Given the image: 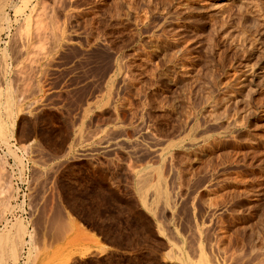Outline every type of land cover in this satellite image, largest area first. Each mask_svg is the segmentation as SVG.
<instances>
[{
  "label": "rangeland",
  "instance_id": "rangeland-1",
  "mask_svg": "<svg viewBox=\"0 0 264 264\" xmlns=\"http://www.w3.org/2000/svg\"><path fill=\"white\" fill-rule=\"evenodd\" d=\"M17 2L0 0V264H264V0ZM162 28L184 38L168 53L185 59L161 67L180 72L176 86L157 82L164 50L144 45ZM191 82L203 91L188 96L194 109L179 96ZM171 93L184 100L180 128L164 107ZM209 95L219 116L237 100L252 113L221 133ZM151 98L160 104L144 123ZM192 127L212 128L164 150ZM61 212L114 248L62 255L76 240L54 242Z\"/></svg>",
  "mask_w": 264,
  "mask_h": 264
},
{
  "label": "bare ground",
  "instance_id": "bare-ground-1",
  "mask_svg": "<svg viewBox=\"0 0 264 264\" xmlns=\"http://www.w3.org/2000/svg\"><path fill=\"white\" fill-rule=\"evenodd\" d=\"M26 0H21V2L20 3H15V5H16V7L18 8V9H20L21 7H22V4H24V3H26L25 2ZM15 7V8H16ZM119 7V6H118ZM258 9V8H257ZM22 10V9H21ZM127 12V11H126ZM247 12V11H246ZM250 13V12H249ZM247 14V13H246ZM256 17V16H255ZM258 19V18H257ZM5 20H7L8 22H9V17L8 16H5ZM249 23V22H248ZM257 24V23H256ZM1 27V26H0ZM3 27V26H2ZM140 27V26H139ZM152 27V26H151ZM151 27H150V23H144L143 25H142V27H140V29H139V31H143V32H150V30H151ZM0 29H2V30H5V28L3 27V28H0ZM166 28H162L161 30H162V33L161 34H157V35H154L153 33H152V35H151V39H153V40H151V41H145V43H144V45L146 44V46H148L147 44H152V43H155V46H156V51H158L157 49L159 48L160 50H164V52H163V56H164V58L157 64V68H158V70H159V68L160 69H162L161 67L164 65H167V66H169L168 65V62H170V65H171V63H172V66L174 67L175 65H177L178 63H177V61L178 60H182L183 59V57H185L184 56V53H183V48H182V50H176V52H174V50H175V48L172 50V48H171V50H172V52L173 53H168L169 51H168V49H169V47H171V46H177L178 44H179V42H183V40L182 39H184V38H181L180 39V37L179 36H177V33L175 34L174 32L173 33H171L172 31H173V29H171L172 31L170 32H168V30L166 31L165 30ZM2 32V31H1ZM138 32V31H137ZM143 32H142V34H143ZM152 32V31H151ZM176 32V31H175ZM169 33H170V35L172 36V35H176V39H170V37H169ZM228 33V32H227ZM139 34V36H141V34L140 33H138ZM264 34V33H263ZM174 37V36H173ZM177 37H179V38H177ZM172 38V37H171ZM180 40V41H179ZM2 41V38H0V42ZM242 41H244V40H242ZM261 41V40H260ZM259 41V43H262L263 41H261L260 42ZM153 45V44H152ZM246 46V45H245ZM154 48V47H153ZM165 49H167V50H165ZM184 49H187V47L186 48H184ZM251 50H253L252 48H251ZM255 50V49H254ZM165 51H167V52H165ZM185 51V50H184ZM246 51V50H245ZM249 51V50H248ZM160 52V51H159ZM171 52V51H170ZM187 52V51H186ZM247 52V51H246ZM155 53V52H154ZM167 53V54H166ZM156 54V53H155ZM158 54V53H157ZM162 54V53H161ZM183 54V55H182ZM260 54H261V56H260V59L262 58V56H263V58L261 59V60H263L264 59V52H263V54L260 52ZM162 56V57H163ZM183 56V57H182ZM185 59V58H184ZM183 59V60H184ZM242 59V58H241ZM260 60V61H261ZM177 63V64H174V63ZM181 62V61H180ZM185 62V61H184ZM181 64H182V62H181ZM248 64V63H247ZM258 65V66H257ZM160 66V67H159ZM257 67H259V61L258 62H256L255 61V63H253L251 66H249V70H254V72H255V70H256V68ZM164 68V67H163ZM175 68V67H174ZM154 72H155V70H154ZM156 72H157V70H156ZM158 72H160V74H158V75H165L166 77H167V79H166V81L167 80H169V79H171L172 77H175V80L173 79V82H170V84L171 85H178V84H180V82H181V80H180V78L181 77H179L178 76V72L179 71H177L176 69H173L172 67L170 68V67H166L164 70L162 69V72L161 71H158ZM257 72V71H256ZM152 73H153V71H152ZM152 73H150L151 75H152ZM182 73V72H181ZM155 75H156V73H154ZM179 74H180V72H179ZM158 75H157V78H158ZM258 75V74H257ZM153 76V75H152ZM159 76V78L157 79V82H161V78H162V76L160 77ZM206 76V75H205ZM263 77H264V75H262ZM154 77V76H153ZM165 78V77H164ZM154 79V78H153ZM263 79V78H262ZM155 80V79H154ZM194 80H196V79H194ZM264 80V79H263ZM172 81V80H171ZM157 82H156V84H157ZM165 82V81H164ZM164 82H162V83H164ZM169 82V81H168ZM195 82V81H194ZM193 82V83H194ZM200 82V81H199ZM153 83H154V81H153ZM192 83V82H191ZM191 83H189V86H186V88H183L182 90H181V88H182V86L180 87V91H182V93L181 94H179V96L180 95H182L183 94V96L184 95H187V101L189 102V101H191L192 100V98H191V100H188V96H190L191 97V95H193V93H194V91L195 92H198V96H201V97H203V95H202V92H200V89H198V88H200V87H198V88H194L193 87V85H195V84H193L192 83V85H190ZM198 83V82H197ZM250 83V82H249ZM155 84V83H154ZM166 83H164V85H165ZM159 85V84H158ZM160 85H162V84H160ZM170 85V87H172ZM188 85V84H187ZM199 85V84H198ZM156 86V85H155ZM184 85H183V87H185ZM162 87H164V89L165 88H167L168 89V87H169V84H167V85H165V86H163L162 85ZM179 87V86H178ZM197 87V86H196ZM158 88V87H157ZM156 88V89H157ZM161 89V88H160ZM164 89H162V90H164ZM179 89V88H178ZM177 89V90H178ZM196 89H198V90H196ZM206 89V88H205ZM205 89H203L204 91H205ZM228 89V88H227ZM250 89V88H249ZM169 90V89H168ZM171 90V89H170ZM201 90H202V88H201ZM241 90V89H240ZM167 92V91H166ZM170 92V91H169ZM173 93H175L176 94V92H174L173 91ZM173 93H171V95L173 94ZM201 93V94H200ZM175 94H173V95H175ZM190 94V95H189ZM196 94V93H195ZM193 95L194 96V98H196L195 96L196 95ZM172 95V96H173ZM172 96H169L170 97V99H168V97H166V98H164L165 100H163V102H165L166 101V99H168L167 100V102L166 103H164V107H165V110L167 111V112H169V114H170V119L173 121V124H174V121L176 122L175 123V125H174V127H176V128H180V127H182V120H181V117L182 116H184V117H187V119H188V116L185 114V115H183L182 113L180 114V116H178V119H173V116L175 115V114H178L179 113V109L182 107L181 106V104H183L184 103V100H186V96H184L185 97V99H184V97L182 98V99H184V100H182L183 102H181V104H180V102L178 101L179 100V98H178V96L177 95H175V97H174V100H177V102L176 101H173V97ZM176 96H177V98H176ZM189 97V98H190ZM153 98V97H152ZM152 98H151V101L149 100V102L148 103H146V105L148 106V109H146L145 107H143V110H144V108H145V112L143 111L142 113H141V117L140 118H142L143 119V121L142 122H152V120H153V118L155 117V115H154V113L152 114V108H154V110H156V106H158L160 103H157L156 101H154V100H157L156 98H155V95H154V100H152ZM181 98V97H180ZM212 97L209 95V96H206V100H202L203 101V104H206V106H207V104L210 106H212L211 108L212 109H214L213 110V113L212 114H214V117H213V120L215 121V122H217L218 124L217 125H215V127L217 128V129H220L221 128V130H222V132L221 133H224V134H229V133H231L233 130V124H238V122H242L243 120H244V118H247L248 117V115L249 114H251L252 113V111H251V107L252 106H250V104L251 103H246V105L244 106L243 105V107H237L236 106V102L238 101H235V102H233V103H230L229 101L230 100H227L226 99V101H228L227 103V105H226V109H225V112L223 113V115L222 116H219V115H217L216 114V111H215V109H217L216 107L218 106V104L215 102V100H212L211 99ZM245 98V97H244ZM199 99V98H198ZM234 99H236V98H234ZM180 100V101H181ZM211 100V101H210ZM195 101V100H194ZM194 101H191L189 104L191 105V106H193L192 108L194 109ZM199 101V100H198ZM160 102V101H159ZM162 102V101H161ZM156 103H157V105H156ZM185 104H186V102H185ZM195 104H196V102H195ZM215 104H217L216 106H215ZM189 105V106H190ZM186 106H187V104H186ZM161 107H162V105H161ZM185 107V106H184ZM205 108V105L204 106H202V108ZM191 108V107H190ZM182 109V108H181ZM186 109V108H185ZM148 110H149V112H148ZM198 110V109H197ZM231 110H233L234 112L233 113H231ZM185 111V110H184ZM187 113V112H186ZM193 113V112H192ZM140 116V115H139ZM204 117V116H203ZM175 118H177V117H175ZM168 119H169V117H168ZM169 119V120H170ZM171 120H170V122H171ZM144 122V123H145ZM169 122V121H168ZM185 122V121H184ZM205 123H204V125L202 124L201 126H204L205 127V125H206V122H208V121H204ZM186 123V122H185ZM198 123V122H197ZM202 123V122H201ZM200 123V124H201ZM223 123H226L227 125L226 126H224L223 125ZM173 124L171 123V125L173 126ZM214 124V123H213ZM235 124V125H236ZM166 125H169V124H166ZM138 126V125H137ZM136 125H135V130L133 131V132H141L140 130H142V129H140L139 127H137ZM171 126V127H172ZM198 127H199V124H198ZM212 127H214V126H212ZM211 127V128H212ZM196 128V127H195ZM195 128H191L190 129V131H189V129H188V134L187 133H185V135H183V137L184 136H187V138H185L184 140H182V141H180V142H178V143H174V142H172L171 144L169 143V145H167V147H165L164 148V150H166V149H170L171 147L173 148V147H184V142L185 141H187V143L189 142V140L190 141H196L197 140V138H196V136L195 135H197V133L196 132H198V129L196 130ZM202 128V127H201ZM211 128H209V127H207V129H203V130H201L200 132H198V134H201V136L203 137L205 134H207V132L208 131H210V129ZM224 128V129H223ZM130 129V128H129ZM213 130V129H212ZM126 131V130H125ZM128 132V131H127ZM135 132V133H136ZM131 133V132H130ZM129 133V134H130ZM219 133V132H218ZM233 133V132H232ZM138 134V133H137ZM187 134V135H186ZM147 135V134H146ZM230 135V134H229ZM206 136V135H205ZM209 136V135H208ZM204 138V137H203ZM204 139H206V137L204 138ZM219 141V140H218ZM150 144V143H149ZM167 144V143H166ZM10 146V145H9ZM163 149V148H162ZM173 158V157H172ZM163 159H165V156H164V158ZM166 160V159H165ZM173 160V159H172ZM209 165V164H208ZM206 170V169H205ZM163 173V172H162ZM138 175V174H137ZM145 175V174H144ZM160 176V175H159ZM163 176V175H162ZM164 177V176H163ZM153 178V177H152ZM166 179V178H165ZM156 180H158V179H156ZM149 182V181H148ZM167 183V182H166ZM137 184V183H136ZM148 184V183H147ZM163 184V183H162ZM159 186V185H158ZM145 188V187H144ZM147 188V187H146ZM159 190V189H158ZM166 190H168V189H166ZM155 191V190H154ZM240 191V190H239ZM160 192V191H159ZM163 192H165V191H163ZM140 194V193H139ZM169 194V193H168ZM145 199V198H144ZM165 199V198H164ZM146 201V200H145ZM156 203V202H155ZM154 203V204H155ZM159 203V202H158ZM212 205V204H211ZM157 206V205H156ZM22 219V218H21ZM68 220V219H67ZM73 220V219H72ZM77 221V220H76ZM74 223V222H73ZM14 224V223H13ZM78 224V223H77ZM15 228H17L16 230H17V232L18 233H20L21 234V232L23 231H25V229H24V227H23V225H22V222L21 221H18L17 223H15ZM25 226V225H24ZM81 227V226H80ZM10 229V228H9ZM162 229V228H161ZM20 231V232H19ZM178 231V230H177ZM6 234H8V232H6ZM17 234V233H16ZM15 235V234H14ZM23 235V234H22ZM8 236V235H7ZM19 237H21L20 235H19ZM18 237V238H19ZM24 239V238H23ZM22 240V239H21ZM200 257H202V256H200ZM203 258V257H202ZM205 259H206V257H205ZM201 261H203V260H201ZM198 263V262H197Z\"/></svg>",
  "mask_w": 264,
  "mask_h": 264
},
{
  "label": "crops",
  "instance_id": "crops-1",
  "mask_svg": "<svg viewBox=\"0 0 264 264\" xmlns=\"http://www.w3.org/2000/svg\"><path fill=\"white\" fill-rule=\"evenodd\" d=\"M67 219V215L61 212L59 218L61 229L54 234L53 240L55 243H64L66 241V233L70 232L69 237L76 240V243L69 250L62 251V255H65L66 252L72 253L73 261L95 253L104 254L114 248L113 243L103 240L95 231L87 228L81 221L75 219L73 224H69Z\"/></svg>",
  "mask_w": 264,
  "mask_h": 264
},
{
  "label": "built area",
  "instance_id": "built-area-1",
  "mask_svg": "<svg viewBox=\"0 0 264 264\" xmlns=\"http://www.w3.org/2000/svg\"><path fill=\"white\" fill-rule=\"evenodd\" d=\"M10 173L12 174L11 176L13 177L12 178V181L14 183V186L18 189V193H19V198L22 197V198H26V189L27 187L24 186L26 184V181L22 182L19 178H18V173L16 170V168H11L10 169ZM26 179H28V175H26ZM17 213H20L23 217L27 218L28 216V211L27 209L25 208L23 211H20L19 209L16 210ZM9 217H10V220H12L14 218V215H11L9 214Z\"/></svg>",
  "mask_w": 264,
  "mask_h": 264
}]
</instances>
